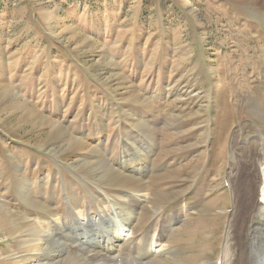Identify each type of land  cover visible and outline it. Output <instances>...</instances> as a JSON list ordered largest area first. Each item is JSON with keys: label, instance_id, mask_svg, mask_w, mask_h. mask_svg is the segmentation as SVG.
Returning a JSON list of instances; mask_svg holds the SVG:
<instances>
[{"label": "rangeland", "instance_id": "rangeland-1", "mask_svg": "<svg viewBox=\"0 0 264 264\" xmlns=\"http://www.w3.org/2000/svg\"><path fill=\"white\" fill-rule=\"evenodd\" d=\"M258 136L264 144V0H0V264L46 262L22 234L28 220L57 208L73 218L75 200L96 214L125 195L138 211H127L124 264L155 234L165 264H218L230 184L264 159L248 146ZM101 157L145 158L147 177L121 171L145 184L144 202L93 166ZM257 218L250 232L264 231Z\"/></svg>", "mask_w": 264, "mask_h": 264}, {"label": "bare ground", "instance_id": "bare-ground-1", "mask_svg": "<svg viewBox=\"0 0 264 264\" xmlns=\"http://www.w3.org/2000/svg\"><path fill=\"white\" fill-rule=\"evenodd\" d=\"M256 140L257 141L249 143L248 146L258 149L263 148L264 144L262 139L258 136ZM85 147H87L85 144L81 143L79 145L80 150ZM260 153L262 154V152ZM96 155H98V157L100 156L99 153ZM235 156H237V153ZM119 160L118 165H116L119 166V170H114L116 166L112 167L110 164L106 163L105 159L102 157L98 162L92 163L94 167H99L103 174L106 173L108 178L115 180L121 188L125 189L124 191L132 193L131 196L128 195L130 196L129 199H134L137 203H139L140 200L144 202L142 201L145 199L143 196L147 195V193L144 194V192H146V186L144 187L145 184L134 177L127 176L128 174H123L121 171L126 168L132 176H144L146 173L143 166L145 158H137L135 160L136 162H131V167L128 162L122 160V158ZM236 172H238V170H236ZM144 177H147V175ZM27 185V183L22 184L19 193L24 199L28 200L32 205H35V195L31 193L33 188L30 189ZM230 186L235 196V209L231 219L228 221V232L225 235L222 253L219 254L222 255V257L218 259V264H264L263 226L258 223L257 228H255L253 232L249 230V228H254L252 221L255 216L264 222V159L256 158L254 161H248L246 164L245 162L242 163L239 172L235 174V181H232ZM124 191H122V193L126 194ZM126 198L127 195L118 197L116 199L118 205H114L105 200L106 202L104 205L102 203V207L98 206L99 211L96 214H91L89 208H85L83 204L75 200L71 204V207H74L73 218L63 220L62 217L65 218V216H62L63 211L57 208L53 210L56 215L51 219L52 221L39 220V222L32 223V221L28 220L31 224L29 228L26 226L27 228L24 229V233L22 234H25L23 236L27 240V243L30 244L29 250L32 254H42L43 260L46 261L42 263L34 260L35 264H124L126 259L119 255V253H121L119 250L120 247H122L121 244L126 243L128 241L127 239L131 237V228L133 226L132 224L126 226L131 218H126V215L128 216L127 211L129 210H137L132 204H130V206L126 205ZM9 214L11 213L9 212ZM157 222H159V219ZM28 224L26 223L25 225ZM152 230L154 231V228H152ZM159 231L158 229V232ZM94 233L100 235L107 234V236L103 235L100 240L96 239L97 241H94L92 239ZM64 239H70L74 243L68 245L64 243ZM163 239L162 236L155 234L153 239L149 238L146 240L145 242L149 252L131 257L130 264H165L169 258L163 255V251L166 249L163 244ZM76 241H81L83 247L92 243L96 250L85 249L81 247L82 244L80 245V243ZM130 246H132V244ZM99 247L101 250L99 249L100 251H97ZM124 248L126 247L124 246ZM251 249H253V251H250ZM120 251H122V249Z\"/></svg>", "mask_w": 264, "mask_h": 264}]
</instances>
